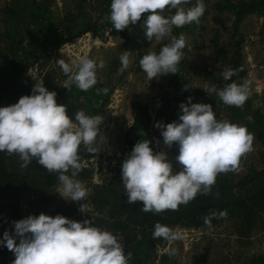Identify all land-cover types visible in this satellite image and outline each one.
Returning a JSON list of instances; mask_svg holds the SVG:
<instances>
[{"label": "rangeland", "instance_id": "374dc122", "mask_svg": "<svg viewBox=\"0 0 264 264\" xmlns=\"http://www.w3.org/2000/svg\"><path fill=\"white\" fill-rule=\"evenodd\" d=\"M10 1L0 0V91L8 67L4 64L5 59L11 61L19 56L17 50H8L9 35L6 33L15 29L14 37H20L24 43L32 36L25 28L29 16L23 10L17 15L10 14V9L14 7ZM196 1L190 0L183 6L185 9L191 8ZM35 2L40 3L41 9L48 13L55 32L68 25L75 28L89 24L91 29L71 43L56 49L47 47L38 61L16 80L17 88L25 95H31L35 84L45 87V83H50L61 91L58 104L67 106L73 122L76 112L81 110L88 116H101L97 144L94 145L99 150L91 153L84 145L79 148L86 155L80 163L88 174L83 180L71 178L87 189L86 198L77 203L66 200L69 197L63 196V185L59 181L50 182L42 176L23 181H0L1 217L6 231L14 236V221L29 216L38 217L41 213L54 217L55 209L67 204L77 209L78 214L74 218L80 219L82 215L92 226L111 232L107 226L110 221L108 212L114 195L125 192L121 167L134 148L127 142V131L137 112L136 105L147 108L151 127L162 106V97L166 94L189 96L192 103L211 104L217 120L243 126L254 135L252 151L241 158L240 170L217 176L223 181L219 195L214 199L225 201L237 193L254 192L251 189L256 186L257 179L253 173L264 172V146L258 137V133L264 129V0H203L205 11L198 24L173 28L172 35L177 38L183 35L186 42L178 72L151 81L141 69L139 61L149 52L158 54L163 46L170 43V37L162 41H149L146 38L143 25L149 13L142 14L137 24L125 29L130 38L129 44L112 24L104 26L106 21L111 22V0ZM241 8L244 13L238 16L237 10ZM174 12L165 10L162 15L169 17ZM20 21L22 26L19 25ZM237 49L239 65L244 73L241 84L247 86L249 93L240 108L225 105L215 93L206 92L212 87L222 89L235 82L233 76L225 80L222 74L226 70H233L230 62ZM124 52H128L130 63L127 70L120 74V55ZM59 59L67 63L94 60L97 65L96 85L88 91L79 90L75 84L70 91L63 88L68 77L57 64ZM184 86L189 89L184 90ZM103 88L108 89L107 94H97L96 90ZM104 97L106 100L103 102ZM149 133H152L151 130ZM150 147L154 152L166 153L174 165L173 169L181 170L175 161L179 152L170 150L163 139L152 135ZM93 195L95 204L89 200ZM79 204L84 205V212L80 211ZM255 209L249 225L244 223L241 214H227L217 222L210 223V226L167 227V236H161V240L148 250V261L143 264H264V201ZM140 225L130 226L139 229ZM117 237L126 250L123 239ZM14 238L18 244L19 238ZM6 253L13 263V252L6 247Z\"/></svg>", "mask_w": 264, "mask_h": 264}, {"label": "clouds", "instance_id": "9594fccd", "mask_svg": "<svg viewBox=\"0 0 264 264\" xmlns=\"http://www.w3.org/2000/svg\"><path fill=\"white\" fill-rule=\"evenodd\" d=\"M188 3L190 0H111L110 21L115 30L123 31L137 24L142 14L149 13L143 25L146 38L162 41L170 37V43L158 54L149 52L139 61L150 81L178 72L186 42L183 35L179 38L172 35L173 28L198 24L205 11L203 0L185 9L183 5ZM165 10L175 12L165 17L162 15ZM56 62L68 77L63 84L68 91L73 84L81 91L96 85L94 60L67 63L59 59ZM120 63L118 72L122 74L129 67L128 52L121 53ZM237 71L226 70L223 78L229 80ZM188 89L184 86V90ZM96 91L107 94L108 89ZM206 92L215 93L225 105L237 108L243 107L249 95L247 86L236 82L222 89L212 87ZM32 93L22 96L14 105L0 107V152L18 156L23 168L35 160L49 174L58 173L63 196L77 203L86 198L87 189L67 173L71 171L75 177L81 171V145L91 153L99 150L94 145L102 117L88 116L81 110L76 112L73 122L67 106L57 103L56 92L35 84ZM179 107L182 111L179 123L156 124L161 129L164 145L168 148L178 145L175 161L181 169L179 172L173 171L174 165L166 153L153 151L148 140L137 142L122 162L121 178L127 203L142 202L141 210L145 213L175 211L198 194H210L217 176L239 171L241 158L252 151L254 135L243 126L217 120L211 104L192 103L189 97ZM83 208L80 205V211L84 212ZM226 215V211L219 213L220 217ZM210 220L211 217L205 219L209 226ZM13 226L14 236L5 231L0 240V245L13 252V264H129L118 237L92 226L87 219L77 222L62 215L51 217L41 213L38 217L14 221ZM168 231L158 223L153 236H167ZM14 237L19 238L18 244Z\"/></svg>", "mask_w": 264, "mask_h": 264}, {"label": "trees", "instance_id": "16d2710c", "mask_svg": "<svg viewBox=\"0 0 264 264\" xmlns=\"http://www.w3.org/2000/svg\"><path fill=\"white\" fill-rule=\"evenodd\" d=\"M197 2V1H196ZM11 4L14 5L10 14L17 15L19 11L23 10L28 16L29 20L25 24L32 34L29 39H26V43L20 37H14L13 32L15 29L8 30L6 34L8 50L19 53V56L15 60L7 61L5 59L4 64L8 66L6 73L2 79V86L0 91V107H7L18 103L22 96H25L24 91H20L17 88L16 80L23 76L26 69L31 67L41 57L45 49H56L63 44L71 43L76 38L87 33L91 27L89 24L79 25L73 27L68 25L63 27L58 32L53 30V23H51L49 15L46 11L41 9L40 3H36L35 0H11ZM17 4V5H16ZM11 8V6H10ZM243 8H245L243 6ZM244 13V9H238L237 15L241 16ZM111 22L106 21L104 26H110ZM22 26V22H19ZM21 28V27H20ZM36 30V31H35ZM121 38L130 44V38L125 30L119 31ZM129 46V45H128ZM15 58V57H14ZM13 58V59H14ZM239 49L234 53V58L231 60L233 70H238L236 75H233L234 81L237 84H241V78L243 71L239 65ZM45 88L48 91H54L57 93L56 100L61 97V91L52 86L50 83H45ZM32 95V94H31ZM189 96L178 97L174 95L166 94L162 97V106L158 115L156 116L153 124L149 127L151 121L150 116L145 106L136 105L137 112L133 116V122L127 131L128 144L135 146L137 142L142 140L150 141L151 136L155 135L159 139H163L161 135V129L156 127L157 123H163L164 125L172 122H177L178 117L181 115V109L179 105L181 103H187ZM106 97L103 98V102ZM102 102V104H103ZM97 112V111H95ZM161 118H163L161 120ZM151 130L152 133H149ZM258 137L262 145L264 146V129L258 133ZM170 150L179 152L178 145H173ZM80 162L84 155L79 150ZM22 161L18 156H9L6 152H0V181H23L33 178L35 176H42L50 182H57L58 173L49 174L43 166L39 165L35 160L26 168L21 167ZM174 172H178L177 169H173ZM88 172L83 168L75 177L71 176V171L67 173L70 178L85 179ZM264 172L253 173L254 178L257 179L256 186L251 189L252 193L247 194L237 193L225 201L214 199V196L220 192L222 188L221 179L217 177L215 186L212 187L211 193L198 194L187 205H180L178 210H166L162 213L156 214L153 212H143L142 202L135 204L127 203V195L123 194L114 195L112 198V204L108 212L107 223L108 228L112 233L120 236L125 242L126 250L125 254L128 256L129 264H143L148 261V250L152 249L154 244L161 240V237L154 238L153 233L155 231V225L160 224L164 227H170L173 225H182L185 227H198L206 224L205 219L211 217L210 223H215L219 220L220 212L236 216L241 214L243 221L246 225H249L252 221L255 213V208L260 207L264 201ZM89 200L95 204L94 195ZM2 204L0 202V240H3L4 232L6 231V225L1 217ZM215 214L214 216L212 214ZM78 214L77 209L71 205L61 204L54 211V217L62 215L65 218H71L73 221H84L82 218H74ZM96 221H98L96 219ZM141 224L139 229H135L130 225ZM0 264H13L7 256L6 247L0 245Z\"/></svg>", "mask_w": 264, "mask_h": 264}]
</instances>
